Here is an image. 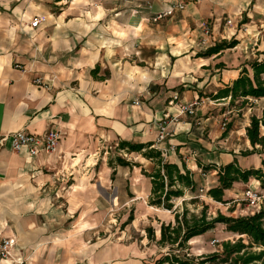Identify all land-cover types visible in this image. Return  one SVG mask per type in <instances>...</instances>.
Segmentation results:
<instances>
[{
  "label": "crops",
  "instance_id": "obj_1",
  "mask_svg": "<svg viewBox=\"0 0 264 264\" xmlns=\"http://www.w3.org/2000/svg\"><path fill=\"white\" fill-rule=\"evenodd\" d=\"M36 19L44 21L34 28ZM233 40L234 48L205 56ZM256 60H264V0H0V240L16 239L24 264H134V245L90 242L111 208H134L127 227L143 216L137 208L162 213V223L174 217L149 206L151 160L123 153L133 165L110 167L106 150L152 144L165 161L185 164L197 186L188 201L208 197L236 160L260 168L263 155L241 154L253 150L246 129L264 98L243 109L214 99ZM185 104H195L194 115L180 114ZM51 129L62 135L55 154L13 150L12 134ZM252 186L262 191L252 178L224 200Z\"/></svg>",
  "mask_w": 264,
  "mask_h": 264
},
{
  "label": "trees",
  "instance_id": "obj_2",
  "mask_svg": "<svg viewBox=\"0 0 264 264\" xmlns=\"http://www.w3.org/2000/svg\"><path fill=\"white\" fill-rule=\"evenodd\" d=\"M237 43L236 40L229 43L222 42L209 49L205 56L234 48ZM228 98H230V106H236L238 109L247 107L249 98H264V60L252 62L230 86H226L214 96L215 100ZM250 121L246 135L253 150L242 152L243 157L262 155L264 152V110L261 117L253 115ZM115 151L116 154L109 161L110 167L133 165L122 157L123 153H140L154 163L153 171L144 173L152 183L149 206L169 211L174 217L172 222L161 224L158 240L153 228L146 230L151 243H155L161 249L168 248L167 254L158 260L157 264H264V208L250 216L235 218L219 213L216 217H212L208 214L207 205L203 204L200 214L192 213L188 209V204L199 203L197 197L184 201L181 208H175V200L184 198L187 192H196L194 174L185 164L180 167L165 161L162 153L153 148L152 144L134 145L122 141L116 146ZM218 177L219 186L211 188L207 196L219 203H227L224 200L225 191L232 189L235 183H248L252 178L260 182L261 190L264 192V159L258 169H243L236 160L233 164L222 167ZM133 220L134 217L130 216L125 225H129ZM219 225L225 226L227 232L240 238L235 242H223L221 252L197 258L189 257L184 253L192 239L205 235Z\"/></svg>",
  "mask_w": 264,
  "mask_h": 264
},
{
  "label": "rangeland",
  "instance_id": "obj_3",
  "mask_svg": "<svg viewBox=\"0 0 264 264\" xmlns=\"http://www.w3.org/2000/svg\"><path fill=\"white\" fill-rule=\"evenodd\" d=\"M254 53L256 54V52ZM253 104L255 105V109H259L260 107H262V104L260 102L259 103L253 102ZM256 112L257 110L252 112H247L245 114V118L250 117L252 114H257ZM225 122L226 125H224V128L226 129L228 128L227 126L229 125V123L227 121ZM106 151H109V155L116 154L115 147L114 149H108ZM109 155L106 154V156ZM121 155L123 156V154ZM262 155L264 157V152ZM124 157L125 159L127 158L126 156ZM251 188L252 189L250 190L258 192L264 197L263 191H260V189L255 190L253 186ZM245 193L244 191H242V194L239 195L238 198L234 199L233 201H225L227 203H219L216 201L213 202L211 198L204 196V198L199 199L200 200L199 203L195 205L188 204V209L192 213L200 214L204 204L208 206V214L209 216L212 217H216L219 213L235 218L254 215L255 213L258 212V210L252 207L250 201L247 200ZM191 196H193L192 193L186 194V196L183 199L180 198L178 200H175L174 202L176 206L178 205L181 208L183 204L182 201L184 199L188 201L187 199H189ZM263 206H264V199H263ZM111 209L112 210L109 213L108 218H106V220L104 221L103 226L97 231L96 237L93 238V240L90 239V242L91 241L103 242L105 247L110 246L117 248L134 245L135 246L134 250L131 251V255H133L131 256V259L136 260L134 264H157V261L167 254L168 248L161 249L155 243H150L149 240L145 238V236L147 235L145 230L148 227H152L154 230L160 229L162 220H164L165 218L162 213H158V211H154L155 212L154 213L153 211L147 208H143V209L137 208L135 212V216L136 214H141V213L143 216H141L140 219H138L135 222L134 227L132 226L127 227L125 226L126 220L130 216L134 215V208L116 207ZM156 213L159 214L160 220L157 218L158 215ZM239 238L240 237L238 235L227 232L225 226L219 225L217 226L216 229L210 231L206 235L192 239L188 243V249L184 253H187L189 257L197 258L202 255L221 252L223 242H227V241L235 242ZM121 257L122 256H119L118 260L120 261L124 260ZM122 263L113 262V264H122Z\"/></svg>",
  "mask_w": 264,
  "mask_h": 264
},
{
  "label": "built area",
  "instance_id": "obj_4",
  "mask_svg": "<svg viewBox=\"0 0 264 264\" xmlns=\"http://www.w3.org/2000/svg\"><path fill=\"white\" fill-rule=\"evenodd\" d=\"M176 9H184L183 5L172 7L169 10L162 12L156 16L155 22L166 17H170L174 14ZM44 19H36L31 23V26L36 28L43 22ZM206 34H209L206 32ZM40 81L37 80L36 84ZM195 104L181 105L180 114H188L190 116L195 114ZM168 136L167 127L162 126L160 129L159 140H165ZM12 141V148L14 151H21L27 149L31 156L37 157L41 154L53 155L55 154L60 146L62 135L59 130L51 129L44 135L31 134L25 130L14 133L10 136ZM201 194L205 192L204 189L199 191ZM247 200L250 201L253 208L257 209L258 212L264 208L263 199L264 197L253 190H247L245 193ZM17 242L14 238H4L0 240V260L9 261L11 264H24V261L19 257H14V250L16 249Z\"/></svg>",
  "mask_w": 264,
  "mask_h": 264
}]
</instances>
